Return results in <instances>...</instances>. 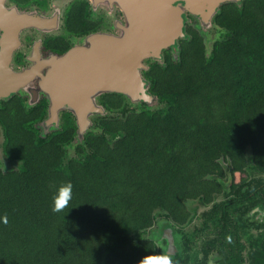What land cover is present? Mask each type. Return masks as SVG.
<instances>
[{"label":"trees","instance_id":"trees-1","mask_svg":"<svg viewBox=\"0 0 264 264\" xmlns=\"http://www.w3.org/2000/svg\"><path fill=\"white\" fill-rule=\"evenodd\" d=\"M212 22L220 37L210 48L187 23V37L165 49L162 62L148 59L143 74L158 107L102 94L106 113L95 114L82 136L70 111L42 132L46 96L34 105L22 94L0 100L2 152L15 165L0 163V264H137L161 251L162 228L174 225L178 258L188 264L182 227L196 215L194 202L212 206L203 219L222 243L220 264H244L239 236L250 242L251 263L264 264V237L244 225L254 206L264 207V0L224 2ZM104 24L89 0L66 11L67 34ZM67 34L47 37L46 49L66 51ZM69 181L73 198L53 213V196ZM156 223L160 233L151 231Z\"/></svg>","mask_w":264,"mask_h":264},{"label":"water","instance_id":"water-1","mask_svg":"<svg viewBox=\"0 0 264 264\" xmlns=\"http://www.w3.org/2000/svg\"><path fill=\"white\" fill-rule=\"evenodd\" d=\"M93 6L118 7L124 22H118L119 33L95 31L82 44L61 55L43 57L39 43L30 59L33 64L15 70L11 62L21 47L24 30L36 28L51 32L59 27L58 11L51 15L21 10L9 0H0V99L18 91L30 95L36 104L42 94L48 97L45 123L60 125L62 113L70 111L76 118L82 136L93 124L95 113H106L99 96L108 92L126 95L132 102L158 104L149 92L143 71L148 59L163 61L165 49L187 37L188 15L198 16L201 23L213 26L220 5L241 0H90ZM0 139L4 142L0 126ZM172 249H177L172 228L164 232Z\"/></svg>","mask_w":264,"mask_h":264},{"label":"flooded vegetation","instance_id":"flooded-vegetation-1","mask_svg":"<svg viewBox=\"0 0 264 264\" xmlns=\"http://www.w3.org/2000/svg\"><path fill=\"white\" fill-rule=\"evenodd\" d=\"M73 1H75V0H69L64 11L60 15V19L62 20L60 33L49 34L47 32L40 31L36 28H30V29H26L23 31V33L21 34V42H22L21 47L15 51L12 62H11V66H13L15 70H21L23 68L30 67L33 64V61L30 59V57L33 54L34 48H35L37 43H39L38 46H40V52H41L43 57H48L52 54L61 55L65 52H67L68 50H70L71 48H73L75 45L82 44L85 41V39L87 38V36L89 34L93 33V32H90L88 34H82V35H71L69 33L68 34L66 33V29H65L66 11ZM13 4H16V3L9 0L8 6L13 5ZM90 4H91L92 16L97 17V16H94L96 11L94 10V7H93V4L91 1H90ZM49 8H51L50 0L48 2V6L46 8H42V7L36 6L34 4V5L28 6L26 8H20V9L21 10H27V11H37L39 14L50 15V14H48ZM120 13H121L120 18L123 19L124 15L122 12H120ZM102 27L103 28L100 31H103L104 28L106 27V20H105V24ZM0 33H1V31H0ZM64 34H67V36H68L67 39L72 41L71 47H69L63 53H56L53 51H48V49H46L45 39L47 37L59 36V35H64ZM16 94H22L23 96L27 97V101L29 102L30 95L28 93L21 90V91H18ZM43 96H44V94H42L41 98ZM7 99H9V98H7ZM0 100H3V99H0ZM4 100H6V99H4ZM191 207L196 213V215L194 216V219L192 221L195 220L196 216H200L201 222L195 224V226L192 230L187 229V226L189 224H191L192 221L190 223L186 224L184 227H182V233L185 234L183 239H185L187 237V242L185 244L186 253L189 254L190 256L193 255V258H189L188 264H204L205 261H207V264H220L221 262L217 260L218 259L217 255L219 253V247L221 246L222 243H218V241L216 240L217 234L214 232V230L211 226L212 224L210 222H207V221L204 222V219H203V217H204L203 214L206 213L207 211H210L212 206L211 205H209V206L202 205V207H205V209H203L201 212H199L192 205H191ZM256 208H258L259 211L253 214V209H256ZM247 217H249L248 221L247 222L245 221V223H244V225L246 226L247 232L252 236L263 238L264 237V207L254 206L247 213ZM168 228H170V229L172 228L175 243L177 245V249H172V251L174 253L173 260L174 261L178 260L179 264H184L183 261L180 258H178L179 255L181 256V253H180L181 252V250H180L181 238L179 237L180 236L179 232L175 233V229H178L179 226H177V225H174L173 227L172 226H164L162 228L161 236L157 240V244H158L157 248L159 251L160 250H164V251L168 250V248H169L168 240L166 238H164V236H163L165 230H167ZM160 229H161V227L158 223V226H156L153 229V232L155 233L158 230L160 231ZM239 238H240L239 241H241V243H244L246 246V248L243 250L244 264H252L249 257H248V252H249L250 246H251L250 242L246 239L245 236H241V237L239 236Z\"/></svg>","mask_w":264,"mask_h":264},{"label":"rangeland","instance_id":"rangeland-1","mask_svg":"<svg viewBox=\"0 0 264 264\" xmlns=\"http://www.w3.org/2000/svg\"><path fill=\"white\" fill-rule=\"evenodd\" d=\"M68 2H69V0H50L51 8L48 9V14L51 15L52 13L58 11L59 14L61 15L62 12L64 11L65 7L67 6ZM94 10L96 11L94 16H97V17L103 16V18L106 20V27L104 28L103 31L111 32V33H115V34L119 33V29H118V27H116V24L118 22H124L125 21L124 18L123 19L120 18V14H121L120 12H122V11H120V8H118V7L109 8L106 5H97L94 7ZM193 17H194V19L192 17H190V19L187 20V23H192L197 28H199V30L206 36L207 45L210 48L211 43L215 39L220 37V32L218 31L217 28L214 27V25L213 26H211V25L206 26V25L202 24L198 16H193ZM61 24H62V20L60 19L59 27H57L53 31L47 32V33H49V34L60 33ZM133 104H138V102H133ZM154 107H158V104H155ZM98 113H100V112H98ZM93 117H94V115L91 117L92 120H93ZM39 126L42 129L43 133H47L51 129L59 127L60 125H58V126L52 125V124L48 125V124L44 123V124H40ZM74 154L75 153H74L73 149H71L70 155L74 156ZM0 163L3 166V168H5V169H10V168L15 166L10 161H8V159L3 155L2 140L1 139H0ZM191 205L193 207H195L199 212H201L203 209H205V207H202V205L200 203L198 204V202H194ZM157 217L160 218V215H157ZM200 222H201L200 216H196L195 220L192 221L191 224H189L187 226V229L192 230L194 228L195 224L200 223ZM156 226H158V223H156L155 226L151 229L152 233H153V229ZM149 235H150V232H146L144 236L147 237Z\"/></svg>","mask_w":264,"mask_h":264},{"label":"clouds","instance_id":"clouds-1","mask_svg":"<svg viewBox=\"0 0 264 264\" xmlns=\"http://www.w3.org/2000/svg\"><path fill=\"white\" fill-rule=\"evenodd\" d=\"M73 184L69 181L62 184L57 192L53 196V213H60L66 209L69 205V202L73 198ZM259 209H253V214L258 212ZM3 223L6 225L8 223V218L5 215L3 217ZM173 251L171 246H169L167 251L161 250L160 252H153L151 254L143 256L137 264H179V261L173 260Z\"/></svg>","mask_w":264,"mask_h":264}]
</instances>
